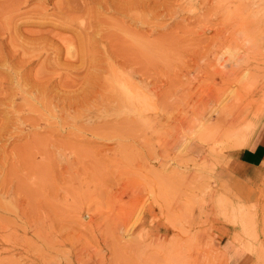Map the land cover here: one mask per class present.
<instances>
[{
  "label": "rangeland",
  "instance_id": "374dc122",
  "mask_svg": "<svg viewBox=\"0 0 264 264\" xmlns=\"http://www.w3.org/2000/svg\"><path fill=\"white\" fill-rule=\"evenodd\" d=\"M63 1L28 0L23 3L20 13L27 15L36 10L43 12L46 18L24 16L26 18L17 22V31L27 30L26 34L54 32V35L72 40L75 59L79 50L75 40L78 43L82 31L85 38L92 37L96 29L87 31L85 25L94 17L92 20L98 26L94 35L100 39L93 45L95 56L115 54L118 50L113 39L118 37L126 42L131 37V41L139 45L136 48L129 40L133 50L143 47L140 55L152 58V70L150 66L148 69L156 80L150 79L154 87L172 86L170 98L177 92L172 98L178 96L179 100L187 93L191 107L183 113L161 110L158 103L163 102L148 91L151 100H147V104L153 103L154 107L151 112L135 114L123 110L119 117L111 116L99 122L98 117L104 114L81 113L74 124H65L59 135L57 127L44 115V120L39 118L41 126L30 129L29 141L9 142L12 145L6 144L8 140L1 141L0 148L8 147L10 155L14 154L10 157L12 163L8 152L3 162L2 158L0 160L1 164L7 161L3 164L5 167L9 162L13 167L0 169L3 186L0 185V264H228L221 249V238L229 231L227 222L231 218L232 224L237 226L234 241L252 254L255 264H264V186L246 202L231 196L215 180V170L220 166L215 163L216 159L220 160L230 151L249 148L261 121L264 122V0L231 2L235 15L230 18L231 26L226 36L223 34L224 37L219 38L220 43L214 49L205 40L206 48L199 51L203 44H198L196 49L194 41L190 42L192 46L180 51H168L155 44L170 32L183 25L186 27L181 22L189 16L182 13L178 19L162 17L158 11L166 0H102L105 5L112 4L108 7L112 6L114 11H106L103 3L96 5L101 0H88L93 1L91 4H95L93 7L98 11L92 8L95 14L79 13L80 17L74 19L70 29L72 32L56 27L54 22L60 4H65ZM173 1L169 3L174 4ZM212 3L203 6L206 8L202 11L205 13ZM228 15L227 10L221 13L220 23H226ZM193 26L190 24L187 28ZM107 27L110 29L107 34L115 32L116 37L104 35ZM5 29L4 36L9 40L12 31L8 29L6 34L8 30ZM76 29L80 31L79 36ZM230 41H233L231 45ZM101 45L104 48H97ZM89 48L88 54L92 52ZM67 52L65 49L58 65L65 64L70 57ZM44 57L31 67L33 74L42 66ZM85 67L74 71L82 73L86 69L87 72ZM81 80L75 77L74 81L80 84L74 83L75 87L70 89L75 97L83 96L80 93L84 79ZM37 115L30 113L29 118ZM3 116L0 114V120ZM104 126L115 127L114 133H120L112 134L114 138L111 139L101 133L102 138L98 130ZM93 130L98 133H94L96 137ZM22 146L28 147L23 150ZM196 151L203 158L196 159ZM222 159L227 161L225 156ZM5 170L11 171V175ZM4 173L8 178H3ZM5 185L10 192L4 194ZM87 212L92 221L85 219L83 222L81 216ZM129 214L133 215L132 219ZM126 220L131 221L125 223Z\"/></svg>",
  "mask_w": 264,
  "mask_h": 264
},
{
  "label": "bare ground",
  "instance_id": "6f19581e",
  "mask_svg": "<svg viewBox=\"0 0 264 264\" xmlns=\"http://www.w3.org/2000/svg\"><path fill=\"white\" fill-rule=\"evenodd\" d=\"M81 1L82 0H65V1H63V2H65V4H63L62 6L60 4L59 10L55 14L56 19L55 20L53 19L56 27L63 29V30H70L74 25V19H76V17H80L81 14H79V13L86 12V14H84V15H87L88 11L92 12L91 11L92 8L95 11L97 10L93 7L95 4L94 5L91 4V3H93V1L92 2H90L88 0L87 1L84 0L82 2ZM103 1H105V0H103ZM103 1L102 2L98 1V4H96V5L103 3L102 6H104V8L107 6V8H105L106 11H107V9H109V10L113 9V11H114V8H111L112 6L108 7L109 5H112V4L107 3L109 1H106V3L108 5L107 4L105 5V2H103ZM233 1L234 0H226V2L223 3V0H195V3L193 4L191 0H174L173 1L174 4H171V3H169L170 0H166L165 3H161V4H163V6L160 7L161 11H158L161 14V16L162 15H164L166 17L169 16L171 19H173L174 17L178 19V17H180L182 15V13H188L189 16L182 19V22H181V23H184L186 25V27H184V25H183V28L176 29V31L170 32L169 34L164 36L159 41L157 40L158 42H155V44L161 45L160 47L166 48V50H168V51H172V50L180 51V50L184 49L183 47L192 46L193 44H190V42L194 41L195 43H197V45L195 44V47H193V48H196L198 46V44H203V42L206 40V42L208 41V45H210L211 49L218 47V44L220 43L219 38H223L225 33H226V30L230 29V26H231V19L230 18L232 17V14L235 15V13L233 12L234 9L232 7L234 5V3L233 4L231 3ZM25 2H28V0H25V1H23V0H3L2 4L0 3V75L3 77L2 78L3 80L1 79V81H0V114H2V113L4 114L3 118L0 120V142L1 141L3 142V140H5V141L8 140L7 141L8 143H6V144H10L9 142L15 144V142H20V140L23 141V140L31 139L30 129H33V126H34V128H36L35 126H38V128H39V126H41L42 119L43 120L45 119L43 117L44 115L46 116V120L49 121L52 124V126L55 125L57 127V131H58V135H59V132H60L59 130L62 129L63 126H65V124H66V126L68 123L74 124V120L80 118L77 115H80L81 113L84 114V113L93 112V113L98 114V115L104 114L103 117H98V121L96 120L97 122H99L101 119H106L107 117L110 118L111 116H118L123 110L130 111V112L135 113V114H142L145 112H151L154 107L152 106L153 103L147 104V100L148 101L151 100L150 97L148 99V96H149L148 91H151L153 96H155L157 99L160 98V101L163 102L162 104L160 102L158 103V106L160 107L159 109H161V110L167 109L168 111L170 110V112H171V110H173V111H179L182 113L184 112V109H186V111L188 109V111H189V108L191 106H190V103L188 100V96H186V95H188L187 93L185 94V96H184V94L181 96V100H179V98L177 96V98L179 100L178 101V100L174 99L176 97L172 98V94L177 93L175 91H173L175 93H172L171 98H170L172 86L165 87L162 89L161 88L158 89V88L154 87L153 80H155V79H153L151 77V75H150L151 71L148 69L149 66L150 67L152 66L151 65L153 63V62L151 63L152 58H150V56L145 58V57H142V55H140L141 54L140 49H143V47L139 48V51H137L136 49L133 50V48H132L133 46L130 45V43L132 42V44L135 45L136 41H135V43H133V41H131L132 40L131 37H130L131 39L128 37L129 39L127 38L128 40H126V42H125L122 39L116 37L113 34L115 32H112V33L110 32L107 34V32L110 30L107 27L108 30L106 31V33L104 32L105 33L104 35H107L108 37L110 35H112V37L110 36L109 38H113L114 36L116 37L115 39H113L116 41L115 42L116 44L114 43V46L116 47V51L117 50L119 51V54L117 55L118 51L116 52L114 49V51L116 52L115 54L110 51L113 54H111V53L104 54V55H106L105 57H104V55L103 56H100V55L95 56L94 54L96 52H94L95 50L93 49V45L97 44V41H96L97 38L95 37L96 35H94V33L97 31L98 26H96L95 25L96 22H94L92 20L94 18L93 17L91 19L93 22L90 20L85 25V28L87 29V31H88V29H90V30L96 29L95 32L93 31L94 33L92 32L93 33L92 37L85 38V36H84L85 34L83 35V31L81 33L82 35H80V31H78L76 29L77 32H79L78 36L80 35L81 37L77 36L79 38L78 43L75 40V42H76L75 47H77L79 50H78L77 56L74 59V51H75L74 43L71 42L72 40L70 41L63 36L62 37L58 36L59 35L58 33H57L58 35H54L53 34L54 32H52V33H47V32L46 33H43V32L42 33H35V32H33V30H32L33 33H31L30 32L31 30H29V33H31V34H26L27 30L25 32L22 31L24 33H21V31H19V30L17 31V29H18V23L17 22H19L20 20H23V18H26L24 16H27V17L29 16L28 18H30V19H31V17L39 18L40 20H42V19L44 20L46 18V16L44 14H42L43 12H39V11L37 12L36 10L31 11V13L27 12V15H25L26 13H20V9H21L20 6ZM153 2H154V0H153ZM210 2H213L211 4L210 9H209V7H207L209 10L206 9L207 11L205 10V13H204V11H202V9H204L206 7H203V6L209 5ZM60 3H62V2H60ZM230 3H231V6L229 5ZM113 6H114V4H113ZM146 6L148 7V5H146ZM190 6H192L191 10L189 9ZM151 8L152 7L149 8L150 11H153V9L151 10ZM123 9H125V8H123ZM121 10H122V8H121ZM140 10H142V9H140ZM144 10L146 11V9H144ZM226 10H227V13H229V15L227 16L226 23H224V22L220 23V20H221V19H219L220 14ZM95 11L92 13L95 14ZM134 11H136V10L134 9ZM131 13L133 14L134 12L132 11ZM89 15H91V14H89ZM135 15H136V13H135ZM148 15H145V16L147 17ZM99 16H100V14H99ZM134 17H136V16H134ZM81 19H83L82 16H81ZM235 19H236V17H235ZM84 20H85V18H84ZM84 20H82V21H84ZM134 20H135V18H134ZM99 21L101 23L103 20L102 21L99 20ZM48 22H49V20H48ZM100 23L98 25H100ZM233 23H235V22L233 21ZM190 24L194 25L193 28H187V25H190ZM225 24H226V27H225ZM82 25H84V22H82ZM105 25H107V24H105ZM77 26H79V25H77ZM234 26H236V25L234 24ZM6 27H8L10 32L12 31L11 33L15 34V36H14L10 33L8 35L9 40H8V37L4 36V33H3V31ZM15 28H16V30H15ZM113 28L114 27H112V29ZM78 29H83V27H81V28L78 27ZM7 30L5 29V31H7ZM9 30H8V32H6V34L9 33ZM90 30H89V32H91ZM102 30L105 31L104 29H102ZM231 30H233V29H231ZM41 31H43V30L41 29ZM70 31L72 32V30H70ZM87 31L85 30V33ZM55 33H56V31H55ZM89 34H91V33H89ZM95 34H97V33H95ZM98 34H100V33L98 32ZM126 34H128V33H126ZM88 36L89 35H87V37ZM93 36L95 37V39ZM148 37H150V36H148ZM202 38H204V39H202ZM225 38H227V37H225ZM11 39H12V42L14 44H12ZM101 39H103V38H101ZM134 39H136V38H134ZM97 40H100V39H97ZM129 40L131 41L130 43H129ZM223 40H225V39H223ZM231 42H233V41L228 42V44L231 45ZM205 44L207 45V43H205ZM205 44L200 46L198 48V51L202 47L206 48ZM99 45H97V46H99ZM108 45H110V44H108ZM146 45H147V43H146ZM223 45H227V44H223ZM114 46H112V48H114ZM138 46L139 45H135L136 48ZM89 47H92V48L90 49ZM101 47H102V45L100 47H97V48H101ZM88 48L91 51H92V49L94 51H92V52H90V54H88L87 53V52H89V51H87ZM97 48H96V51L98 50ZM102 48H104V47H102ZM178 48H180V49H178ZM65 49H68L67 54H70V57H68L66 54V56L68 58L66 59L65 64H62L63 66L62 65L60 66L57 64V61L62 57V54H63ZM108 49L109 48H107V50ZM155 50H156V47H155ZM211 51H213V50H211ZM104 53H105V50H104ZM154 53H156V52H154ZM43 56H45V57H44L42 66H40V68L37 70V72H35L33 74L31 67L36 62L40 61V59ZM200 56L201 55L199 54L198 58H200ZM179 57H177V59H179ZM195 57H197V55H195ZM154 60H156V59H154ZM178 61H180V60H178ZM199 61L201 62V60H199ZM208 61H209V59H208ZM59 62H60V60L58 61V63ZM175 62H177L176 59H175ZM81 66H82L81 69H83L86 66L88 71L85 72L86 69L84 70V72H82L83 71L82 70L81 71L82 73L74 71L75 69L76 70L79 69ZM151 70H152V67H151ZM219 73H217V75H219ZM74 76L78 77V80L79 79L81 80V77H82L81 81H83V79H84V85H83L82 90H81L82 93H80L83 96H80V97L76 96L75 97L74 91L70 90L72 87H75L74 83L77 82V81L76 82L74 81V78H75ZM109 78L110 79L113 78V80H109ZM151 78L153 80L150 81ZM76 84L79 86L80 81H79V84L78 83H76ZM182 86L180 87L181 89H182ZM174 88H176V87H174ZM183 89L184 90L186 89L185 86H183ZM183 89H182V92H183ZM219 89H221V88H219ZM124 91H127V92H124ZM124 94H126V95L128 94L127 96L128 97L130 96V98L126 99L127 96H125ZM168 94H169V97L167 96ZM173 96H175V95H173ZM168 98H170L169 101H166V99H168ZM172 99H174L175 102ZM169 102H172V104ZM30 113L38 114L37 115V116H39L38 119H37V116L34 118H29ZM121 116H122V114H121ZM39 118H42V119L39 120ZM96 118H97V116H96ZM180 120H181V118H180ZM71 124H69V125L71 126ZM108 125H110V124H108ZM114 126H116V125H114ZM100 127H102V126H100ZM114 128L115 127L112 128V126H104L103 129H101V131L98 130V132H100V134L103 133L106 135L104 136L101 134L102 135L101 136L99 134V136H101L102 138L107 137V138L111 139V137L114 136L115 133L116 134L120 133V131L118 133L117 132L114 133V131H113ZM42 130L44 131L43 133H47L46 129H42ZM89 131H90V129H89ZM96 131H97V129H96ZM96 131H94L93 134ZM127 133H129V132H127ZM55 134H57V132ZM95 134H98V133H95ZM112 134H114V135H112ZM94 135H93V137H94ZM96 136L97 135H95V137ZM119 137H120V135H119ZM112 138H114V137H112ZM38 139L40 140L39 137H38ZM52 139H53V137H52ZM41 140H42V138H41ZM113 140L114 139H112L111 141H113ZM44 143H47V141ZM0 144H2V143H0ZM10 145H12V144H10ZM25 147L26 146H24L22 149L25 150L27 148V147L26 148ZM57 147H59V146H57ZM7 148H5V146L3 148L2 147L0 148V156H1L0 160L2 158L1 162H3L4 158L7 157L5 155V153L7 154V152H8L7 155H8L9 161L11 160V158H10L11 155L13 156V154H14V152H13V154L10 155L11 152L9 153ZM3 153H4V155H3ZM7 159H5V160H7ZM1 162H0V164H1ZM6 162H4L3 164H5ZM9 163H8L9 166H6L7 169H8V167L10 169H13V167H11L12 164L11 163L9 164ZM3 164H1V168H0L1 170H3L2 169V166H4ZM22 169H23V167L21 168V170ZM1 170H0V172H1ZM23 171H24V169H23ZM2 172H4V171H2ZM6 172H9L8 175H11V173H10L11 171H6ZM5 173H4L3 178L6 177ZM8 175L6 178H8ZM7 180H10V178ZM6 185L4 186L5 189L4 188L2 189L4 194L10 192V189L7 188ZM6 189L8 191H6ZM180 209L181 208H179V210ZM131 214L135 215L134 212H131ZM131 214H129V215L131 216ZM130 216L127 215V218H129ZM132 216L130 217L131 219H132ZM85 219L91 220L88 212L86 214H84L83 216H81V220L83 222L85 221ZM130 221L131 220H126L124 222L128 223ZM141 240H142V238H141ZM80 262H81V260H80Z\"/></svg>",
  "mask_w": 264,
  "mask_h": 264
},
{
  "label": "crops",
  "instance_id": "0c3cea01",
  "mask_svg": "<svg viewBox=\"0 0 264 264\" xmlns=\"http://www.w3.org/2000/svg\"><path fill=\"white\" fill-rule=\"evenodd\" d=\"M253 143L249 148L230 151L225 154L227 161L216 159L219 164L215 170V180L228 193L243 201H248L252 194L264 186V122L261 121ZM194 147V146H193ZM197 158H203L198 155ZM217 158V157H216ZM237 226L232 218L227 222L226 235L221 238V249L227 257L228 264H255L252 254L234 241Z\"/></svg>",
  "mask_w": 264,
  "mask_h": 264
}]
</instances>
